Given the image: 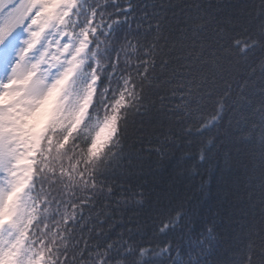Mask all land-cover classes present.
Instances as JSON below:
<instances>
[{"label":"snow or ice","instance_id":"6c2138e0","mask_svg":"<svg viewBox=\"0 0 264 264\" xmlns=\"http://www.w3.org/2000/svg\"><path fill=\"white\" fill-rule=\"evenodd\" d=\"M0 264H264V0H0Z\"/></svg>","mask_w":264,"mask_h":264},{"label":"trees","instance_id":"16d2710c","mask_svg":"<svg viewBox=\"0 0 264 264\" xmlns=\"http://www.w3.org/2000/svg\"><path fill=\"white\" fill-rule=\"evenodd\" d=\"M179 156V153H177V157ZM172 163H175V160L173 162H170L167 168L164 170L159 171L156 175H158L160 183L157 185L160 188L166 187V182L169 178V174L172 172ZM233 174H224L220 171L219 165L217 166V171L213 173L212 176V183H211V190L212 195L208 197V199L204 202V205L202 207V212L206 209H209L213 206H215V202L219 200L220 196L222 195L221 190L225 187V180L228 179L231 181ZM243 177H240L238 181H236L232 186L234 190H242L243 189Z\"/></svg>","mask_w":264,"mask_h":264}]
</instances>
